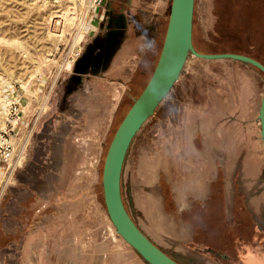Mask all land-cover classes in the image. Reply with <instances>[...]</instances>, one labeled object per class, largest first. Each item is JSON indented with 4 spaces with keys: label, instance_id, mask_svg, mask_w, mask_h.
<instances>
[{
    "label": "rangeland",
    "instance_id": "374dc122",
    "mask_svg": "<svg viewBox=\"0 0 264 264\" xmlns=\"http://www.w3.org/2000/svg\"><path fill=\"white\" fill-rule=\"evenodd\" d=\"M94 2L0 0V128L5 101L18 97L17 121H25L8 136L26 140L19 165L11 139L12 152L0 159V264H149L116 232L104 203L103 162L125 109L113 119L114 102L100 108L107 81L94 91L96 101L88 100L85 65H94L89 75L101 65L83 56ZM193 40L202 53H239L264 64V0H194ZM263 88L264 75L249 64L188 55L132 139L122 169L125 208L154 244L167 249V224L178 225L168 170L172 179L182 176L180 188L196 171L200 181H212L218 201L233 178L246 185L247 199L262 197L251 189L264 192ZM200 134L210 141L189 142Z\"/></svg>",
    "mask_w": 264,
    "mask_h": 264
},
{
    "label": "crops",
    "instance_id": "0c3cea01",
    "mask_svg": "<svg viewBox=\"0 0 264 264\" xmlns=\"http://www.w3.org/2000/svg\"><path fill=\"white\" fill-rule=\"evenodd\" d=\"M170 5L171 0H95L90 7L84 25V37L86 35L88 41L83 56L87 61L94 57L96 62L100 60L101 65L98 75H89L94 65H85L88 67L85 79L88 82V100L92 98L95 102L94 91L107 81L109 97L104 99L107 103L100 108L109 109L114 102L113 119L122 108V111L125 109L123 118L154 70L161 46L160 33L164 27L166 31ZM145 30L147 37L155 41L154 51L141 50L145 43ZM25 91L28 93L30 90L26 88ZM132 95L136 97L132 98L129 106H125ZM23 120L17 121L12 129H18L24 124ZM208 140L205 134H200L189 142L205 143ZM15 142L25 149V135L16 137ZM180 150L179 154L185 156L187 150ZM192 172L196 178L190 177L191 182L184 188H180V171L179 179H172L170 170L165 173L170 181L169 188L174 191L172 203L175 214L187 215L188 219L178 215V225L174 223L173 229L167 224V249L155 243L180 264H264V192H260V188L256 190L254 185L251 190L262 197H258L259 202L247 199V194L244 196L246 185L233 178L222 188V197L218 201L212 196V181L204 183L196 171H189V174ZM155 217L152 216L153 219Z\"/></svg>",
    "mask_w": 264,
    "mask_h": 264
},
{
    "label": "water",
    "instance_id": "95a60500",
    "mask_svg": "<svg viewBox=\"0 0 264 264\" xmlns=\"http://www.w3.org/2000/svg\"><path fill=\"white\" fill-rule=\"evenodd\" d=\"M194 0H171L162 48L155 68L117 127L105 154L102 190L108 216L121 237L149 264H180L154 244L127 212L121 195L124 160L135 134L178 80L189 54L202 59H232L249 64L264 75V64L250 56L233 53H201L192 41ZM259 134L264 149V88L258 110Z\"/></svg>",
    "mask_w": 264,
    "mask_h": 264
},
{
    "label": "built area",
    "instance_id": "2783aa9c",
    "mask_svg": "<svg viewBox=\"0 0 264 264\" xmlns=\"http://www.w3.org/2000/svg\"><path fill=\"white\" fill-rule=\"evenodd\" d=\"M8 103L9 111L6 126L5 129H0V159H7L12 152V144L8 135L13 131L12 126L19 118L17 114L20 112L19 108L21 107L18 97L10 99Z\"/></svg>",
    "mask_w": 264,
    "mask_h": 264
},
{
    "label": "bare ground",
    "instance_id": "6f19581e",
    "mask_svg": "<svg viewBox=\"0 0 264 264\" xmlns=\"http://www.w3.org/2000/svg\"><path fill=\"white\" fill-rule=\"evenodd\" d=\"M94 1H95V0H94ZM24 54H26L25 51L23 52V55H24ZM68 67H69V66H68ZM13 98H15V96H13ZM11 99H12V98H11ZM9 100H10V99H9ZM9 100H8V101H9ZM8 101H7V102L5 101V108H6V109H5V112H6L7 115H8V111H9V109H8V108H9V106H8V104H9ZM20 104H21V103H20ZM7 115H6V119H7ZM5 126H6V123H5ZM5 126L2 127V128H0V129L5 128ZM15 138H16V137H10V139L15 143V147L17 148V153H16V158H15V160H14V164H17V165H18V163H19L20 160H21V152H22V150L24 149V147H23V146H19V147H18V146L16 145ZM15 147H14V148H15ZM12 150H13V147H12Z\"/></svg>",
    "mask_w": 264,
    "mask_h": 264
},
{
    "label": "clouds",
    "instance_id": "9594fccd",
    "mask_svg": "<svg viewBox=\"0 0 264 264\" xmlns=\"http://www.w3.org/2000/svg\"><path fill=\"white\" fill-rule=\"evenodd\" d=\"M145 43L142 45V51H154L155 50V41L147 37L146 30L144 33Z\"/></svg>",
    "mask_w": 264,
    "mask_h": 264
},
{
    "label": "trees",
    "instance_id": "16d2710c",
    "mask_svg": "<svg viewBox=\"0 0 264 264\" xmlns=\"http://www.w3.org/2000/svg\"><path fill=\"white\" fill-rule=\"evenodd\" d=\"M231 1H232V0H230V2H231ZM231 4H232V3H231ZM192 41H193V45H194L195 49H196L197 51H199V52L202 53L203 51H201L200 49H198V47L194 44V40H193V29H192ZM162 43H163V41H162ZM162 43H161V46H160V51H161V48H162ZM160 51H159V54H160ZM158 57H159V55H158ZM257 60H258V59H257ZM258 61H259V60H258ZM260 62H261V61H260ZM261 63H262V62H261ZM258 71L262 74V72H261L260 70H258ZM152 72H153V71H152ZM133 101H134V100H133ZM132 103H133V102H132ZM132 103H131V105H132ZM131 105H130V106H131ZM129 108H130V107H129ZM129 108H128V109H129ZM127 111H128V110H127ZM124 115H125V114H124ZM123 117H124V116H123ZM122 119H123V118H122ZM122 119H121V120H122ZM121 120H120V122H121ZM120 122H119V123H120ZM118 125H119V124H118ZM118 125H117V126H118ZM116 128H117V127H116ZM115 130H116V129H115ZM112 136H113V135H112ZM111 139H112V137H111Z\"/></svg>",
    "mask_w": 264,
    "mask_h": 264
}]
</instances>
